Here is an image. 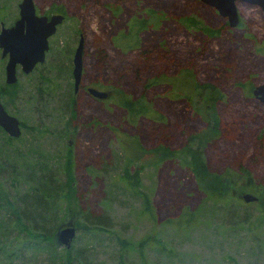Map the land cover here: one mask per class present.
<instances>
[{
  "label": "rangeland",
  "instance_id": "rangeland-1",
  "mask_svg": "<svg viewBox=\"0 0 264 264\" xmlns=\"http://www.w3.org/2000/svg\"><path fill=\"white\" fill-rule=\"evenodd\" d=\"M20 2L0 0V22L5 27L9 28L16 18ZM33 3L42 16L53 9H62L66 21L59 28L60 34L49 41L56 49L66 45L74 50L78 38L83 39L76 131L65 144L70 145L71 174L84 212L107 213L116 234L133 243L146 235L157 236L171 253L160 251L156 255L146 250L150 264H264V254H257L256 247L251 252L248 225L243 222L233 227V218L211 213L207 205L202 207L205 196L193 176L178 162L165 161L157 169L143 173L144 189L152 198L153 223L138 215V201L122 192V185L116 183L121 170L118 140L122 137L134 138L144 148L157 145L178 148L188 134L201 127L200 119L186 102L168 98L166 85L144 89L153 77L185 68L199 81L213 84L221 94L217 104L219 136L205 150L208 168L216 173L242 169L249 174L252 187L264 188V104L245 96L243 91L248 82L255 87L264 83V55L257 51L264 50V13L257 6L236 2L240 22L230 28L226 18L200 0H33ZM142 17H146L149 27L140 34L139 48L130 52L118 48L115 37L125 33L133 19ZM186 19L220 32L207 38L188 27ZM76 30L80 31L77 39ZM27 78H19L21 88H28ZM3 80L0 62V84ZM92 84L98 90L120 91L133 99L144 95L162 120L139 118L131 122L113 99L101 101L82 92ZM26 94L28 91L4 109L19 122L33 125L38 114L26 104ZM57 101L47 109L46 118L52 115L49 123L58 122ZM41 118L45 119L43 114ZM23 141L18 140L15 146L20 147ZM54 141L55 136L44 140L43 151L57 155L61 146L57 143L56 147ZM245 188L244 194L256 195L253 188ZM110 196L112 202L105 203ZM198 208L201 215L193 228L181 233L164 225L183 211ZM239 210L240 218L245 211L252 214L249 222H254L256 213L252 205ZM76 237L78 245L87 246L90 251L88 264H116L117 248L107 238L93 240L79 233ZM126 259L128 264H139L133 251Z\"/></svg>",
  "mask_w": 264,
  "mask_h": 264
},
{
  "label": "trees",
  "instance_id": "trees-1",
  "mask_svg": "<svg viewBox=\"0 0 264 264\" xmlns=\"http://www.w3.org/2000/svg\"><path fill=\"white\" fill-rule=\"evenodd\" d=\"M57 12L64 14L62 9H57ZM147 14L150 18L151 13ZM186 22L188 27L207 38L220 32L194 19H186ZM148 27L146 17L133 19L127 31L115 37V45L129 52L137 50L140 34ZM59 28L56 34H60ZM74 34L77 39L80 31L76 30ZM54 45L50 43L45 61L28 76V88H21L19 82L11 86L0 84L4 108L7 109L22 93L28 91L26 104L38 114L37 122L33 125L20 122L21 135L18 138L7 136L0 128V264H88L90 251L87 246L78 245V237L75 236L69 248L56 242L57 231L68 222L75 225L76 235L79 233L93 240L105 237L114 244L117 248L116 264H128L126 257L131 251L137 254L139 264H150L146 250H152L156 255L160 251L171 253L157 236L146 235L133 243L116 234L107 213L95 215L84 212L80 205L68 159L70 145L65 144L76 131L77 101L72 78L74 50L66 45L56 49ZM262 50L257 49L264 55ZM157 85L167 86L170 100L186 102L200 119L201 127L188 134L178 148L165 145L144 148L134 138L119 139L121 170L116 175V183L122 185L121 191L138 201V215L141 218L155 222L152 198L143 185V173L148 169H157L165 161H176L193 176L197 188L205 196L202 207L207 205L211 213L233 218V227L246 223L252 235L251 252L256 247L257 254H264V188L252 187L249 174L242 169L237 172L226 169L216 173L208 168L205 161L206 147L218 138L220 132L217 104L221 101V94L213 84L199 81L192 71L185 68H179L171 75L153 77L144 89ZM243 87L244 95L253 97L254 84L248 82ZM110 93V99L124 109L131 122L139 118L153 122L162 120V116L145 101L144 95L133 99L120 91ZM56 99V103H59L58 122L49 123L52 115L46 118L47 109L52 108ZM42 114L45 119L41 118ZM51 136H55L56 147L58 143L61 146L59 151L63 154L59 155L57 149V155L43 151L42 143ZM20 139L24 140L23 144L15 146ZM245 187L253 188L256 202L243 203L241 196L247 190ZM108 202H112L111 196L106 198L105 203ZM251 205L256 213L252 223L249 222L252 214L244 211L240 218L239 213L240 207L248 208ZM199 209L185 210L181 216L166 221L164 225L185 232L198 224L201 215Z\"/></svg>",
  "mask_w": 264,
  "mask_h": 264
},
{
  "label": "water",
  "instance_id": "water-1",
  "mask_svg": "<svg viewBox=\"0 0 264 264\" xmlns=\"http://www.w3.org/2000/svg\"><path fill=\"white\" fill-rule=\"evenodd\" d=\"M210 6L218 14L227 19L228 26L234 28L239 20L236 11V2L251 6H257L264 13V0H200ZM19 17L14 24L0 28V51L1 57L7 56L4 67V82L13 85L17 82L16 67L20 66L24 74H29L36 65L45 61V53L48 51V38L53 36L59 25L62 24L64 16L53 14L49 18L37 16L33 0H22L19 4ZM82 54L83 39L80 38L72 56V78L73 89L77 93L82 78ZM87 94L97 100L104 101L108 93L95 88H87ZM252 95L255 99L264 104V83L254 87ZM0 128L11 138H18L21 135L20 122L9 115L0 99ZM245 204L257 201L253 194L246 193L241 196ZM76 236V228L72 222L59 228L56 233V242L59 246L69 248Z\"/></svg>",
  "mask_w": 264,
  "mask_h": 264
},
{
  "label": "flooded vegetation",
  "instance_id": "flooded-vegetation-1",
  "mask_svg": "<svg viewBox=\"0 0 264 264\" xmlns=\"http://www.w3.org/2000/svg\"><path fill=\"white\" fill-rule=\"evenodd\" d=\"M22 1V0H21ZM21 3V2H20ZM20 3H18V5H17V16H16V20L18 19V17H19V4ZM15 9V6L13 5V10ZM35 14L37 15V16H42V14H40V13H37V8H35ZM53 14H58V12H57V10H55V9H53V10H51V11H49L48 13H45L44 14V16L45 17H47V18H49L51 15H53ZM66 18V17H65ZM7 19H9L8 17H7ZM14 19V21L12 22V23H10L11 25H10V27L14 24V22L16 21ZM239 22H240V20H239ZM1 24L5 27V25H4V23L3 22H0V28H1ZM6 24V23H5ZM5 28H8V26L7 27H5ZM53 38V36H51V37H49L48 38V51H49V47H50V43H49V41H50V39H52ZM47 51V52H48ZM47 52H46V54H47ZM46 54H45V58H46ZM0 61L2 62V64H3V78H4V67H5V64H6V62H7V56L5 57V58H2L1 57V51H0ZM40 65V64H39ZM38 66V65H37ZM37 66H35L34 67V69L37 67ZM33 69V70H34ZM32 70V71H33ZM31 71V72H32ZM30 72V73H31ZM30 73L29 74H24L22 71H21V68H20V66H17L16 67V77H17V82H19V78L21 77V76H24V77H28L29 75H30ZM16 82V83H17ZM15 83V84H16ZM2 84H5V82H4V80H3V83ZM6 86H11V85H7V84H5ZM14 85V84H13ZM85 90V89H84ZM84 90H82V92H84V93H86V90L84 91ZM87 94V93H86Z\"/></svg>",
  "mask_w": 264,
  "mask_h": 264
}]
</instances>
